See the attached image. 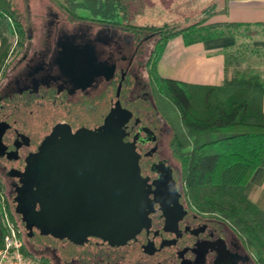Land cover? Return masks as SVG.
<instances>
[{"label": "flooded vegetation", "instance_id": "obj_1", "mask_svg": "<svg viewBox=\"0 0 264 264\" xmlns=\"http://www.w3.org/2000/svg\"><path fill=\"white\" fill-rule=\"evenodd\" d=\"M58 13L57 9L49 8L45 18L50 19L39 24L40 28L26 23V44L16 59L18 63L0 82V121L9 124L2 141L7 147L6 151L17 149L18 156L11 160L0 157L13 165L5 171L7 175L10 169L22 171L24 158L36 151L54 125H68L72 132L79 128L94 129L100 125L117 99L115 92L119 84L121 106L132 114L127 100H130V106L133 100L123 97V87L135 83L142 89L145 99L148 98L146 85L149 74L144 79L140 73L142 69L148 70V63L151 68L154 64L156 70L158 59L155 63L152 60L156 54L155 34L144 31L129 33L106 23L71 20ZM153 39L151 49L144 56L147 42ZM21 106L27 110V117L35 121L33 125L28 126L25 118L17 116ZM7 107H12L16 112L5 114ZM136 118L139 119L137 123ZM149 120V117L142 120L133 114L127 123L126 140H131L140 131L141 138L136 141V150L141 155L140 172L151 181L157 176L150 170L153 163L170 165L167 158H154L159 152V132ZM143 128L153 132L154 141H145ZM35 142L38 143L34 145ZM150 151L151 154H147ZM170 168L179 194L177 202L180 208H162L158 202H154L153 211L148 215L149 226L142 228L133 239L121 246H111L96 237H89L83 244L52 237L58 247H39L46 262L254 264L250 252L241 245L233 230L220 220V211L197 208L191 199L183 197L181 175L177 168ZM9 176L14 190L18 180Z\"/></svg>", "mask_w": 264, "mask_h": 264}, {"label": "trees", "instance_id": "obj_2", "mask_svg": "<svg viewBox=\"0 0 264 264\" xmlns=\"http://www.w3.org/2000/svg\"><path fill=\"white\" fill-rule=\"evenodd\" d=\"M52 1L58 14L67 19L106 23L129 33L155 34L154 63L168 39L175 35L181 36L185 44H192L232 36L240 28L247 34L254 33L246 24L210 21L214 16L226 14V0H205V4L198 6L196 3L193 8L195 0ZM151 11L162 19L160 24L140 22L143 17L150 18ZM10 34H15L17 45L24 48L26 22L21 19L15 0H0L2 58L6 55L3 49ZM192 88H205L206 92L195 96ZM146 91L148 98L145 99L142 89L133 83L123 87L122 94L131 97L133 103L130 106L127 100L128 107L142 120H145L144 110L162 118L169 132L168 164L177 168L181 175L183 197L191 199L197 208L219 210L220 220L233 230L254 258V264H264V210L243 193L254 169L264 167V112L260 106L264 76H233L218 86L200 87L162 77L153 64ZM255 104L257 111L252 109ZM166 108L173 109V115H167ZM247 115L253 120L247 119ZM6 162L0 159V212L6 209L16 224L22 239V253L34 258L37 264H48L39 247L31 244L21 219H15L18 214L12 209L14 190L12 178L3 166ZM34 233L40 236L36 230Z\"/></svg>", "mask_w": 264, "mask_h": 264}, {"label": "water", "instance_id": "obj_3", "mask_svg": "<svg viewBox=\"0 0 264 264\" xmlns=\"http://www.w3.org/2000/svg\"><path fill=\"white\" fill-rule=\"evenodd\" d=\"M120 88L119 84L117 99L100 125L72 132L58 123L24 158L22 171H8L18 180L14 211L29 237L36 230L74 244L96 237L121 246L149 226L154 202L162 208H180L170 166L153 163L150 170L156 178L150 181L142 176L141 155L136 150L141 134L138 131L131 140L125 139L133 114L121 106ZM8 128L7 122L0 121V157L17 159V149L6 151L2 141ZM142 130L145 141L155 140L152 131Z\"/></svg>", "mask_w": 264, "mask_h": 264}, {"label": "crops", "instance_id": "obj_4", "mask_svg": "<svg viewBox=\"0 0 264 264\" xmlns=\"http://www.w3.org/2000/svg\"><path fill=\"white\" fill-rule=\"evenodd\" d=\"M226 8V14L214 16L210 21L246 24L254 31L252 45L264 48V0H227ZM172 38L168 39L156 62V72L160 76L200 87L218 86L230 78L226 56L228 49L236 44L235 34L192 44H185L181 36ZM260 106L264 112V94L260 96ZM243 193L250 202L264 210V167L254 169ZM1 235L0 225V239Z\"/></svg>", "mask_w": 264, "mask_h": 264}, {"label": "rangeland", "instance_id": "obj_5", "mask_svg": "<svg viewBox=\"0 0 264 264\" xmlns=\"http://www.w3.org/2000/svg\"><path fill=\"white\" fill-rule=\"evenodd\" d=\"M196 3L198 6H200V5L205 4V0H195L194 5L191 8L195 7ZM15 4H16L19 14L21 15V19H23V21L26 23H31L33 27H36V28H40L41 26L39 24H42L46 19L49 18V17L45 18L46 11L49 8L54 11H56L57 9L52 0H15ZM149 14H151L150 18L145 19V17H143L140 19V22L157 23V24H160L162 22L161 21L162 19H160L158 15L153 14L152 11L149 12ZM248 30H252V29L248 28ZM235 35L237 36L236 44L232 46L230 49H228L227 56H226L227 62H228V68L230 71L229 79H231L233 76L241 77L243 75L245 76V75H252V74H260L261 76H264V48H258L256 46H253L251 43V39H252L251 37L253 36V34L252 33L247 34L246 30H244L243 28H240L239 31L235 32ZM178 37H179L178 35H175L173 36V38L172 37L171 38L176 39ZM171 38L169 39V41L171 40ZM154 40L155 39L147 42L146 48H145L146 53L144 54V56L147 55L148 50L151 49ZM16 41H17V36L15 34L8 35L6 46L3 49L4 51H7L6 55L3 58H2V55L0 57V82L7 76V74L18 63L16 59L19 57V55H21L22 49H24L22 46L17 45ZM28 45L29 43L27 44V48H28ZM27 48L24 50L23 53L26 52ZM153 59L154 57L152 58V60ZM15 60L16 62H14ZM149 65L150 64L148 63V70L147 68L146 70L142 69L140 73L144 79L148 78V74L150 75L151 66ZM166 75H167V72L164 73V76ZM192 92L195 96L197 94L201 96L204 94V92H206V89L205 88H192ZM113 97H114V89H113ZM254 100H255V97L253 101ZM138 103L142 104L145 107L147 106L145 103H143V101H139ZM19 109H20L19 113H16L17 116H20V118L22 119L25 118L28 126L33 125L35 121H32L31 118L27 117V110L22 106ZM252 109L254 111H257L258 105L255 104ZM166 111L168 112L167 115L169 116L170 114L173 115L172 114L173 109L171 110L169 108H166ZM11 112H16V111L13 110L12 107H7L4 111L5 114H9ZM151 114H152V118H150ZM143 116H145V118L149 117L150 119L149 121L152 122L151 123L152 127H155V130L159 132V144H158L159 152L157 155L154 156V158L156 157L168 158L169 156V149H168L169 134L168 133L169 132L167 128L165 127L162 118L158 114L149 112V110L148 111L144 110ZM246 118L249 120H253V118L249 117L248 115ZM37 143L38 142H35L34 145ZM3 166L5 167V170L7 171L8 168L12 167L13 165L10 164L9 162H6L3 164ZM14 206H15V203H13L12 205L13 210H14ZM4 213L6 214V216ZM5 217L14 223V221L10 219L7 210L2 208L0 212V223L5 219ZM17 218H20V216L18 215L15 216V219ZM14 225L16 226L15 223ZM41 236L34 235L33 233V235L29 237L31 238L30 240L31 244L35 247H45V246H50V247L57 246L58 247V244L54 239L43 236V235Z\"/></svg>", "mask_w": 264, "mask_h": 264}, {"label": "built area", "instance_id": "obj_6", "mask_svg": "<svg viewBox=\"0 0 264 264\" xmlns=\"http://www.w3.org/2000/svg\"><path fill=\"white\" fill-rule=\"evenodd\" d=\"M0 225V264H37L34 258L22 253V239L14 223L5 217Z\"/></svg>", "mask_w": 264, "mask_h": 264}]
</instances>
